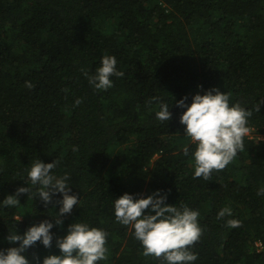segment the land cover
I'll use <instances>...</instances> for the list:
<instances>
[{"label":"trees","instance_id":"trees-1","mask_svg":"<svg viewBox=\"0 0 264 264\" xmlns=\"http://www.w3.org/2000/svg\"><path fill=\"white\" fill-rule=\"evenodd\" d=\"M105 55L124 75L97 90L88 77ZM213 87L252 113L249 129L264 131V0H0V249L17 246L9 233L48 220L52 247L37 242L24 253L35 264L34 254H59L56 238L76 222L106 233L97 264H165L143 255L114 215L120 195L160 190L165 203L199 212L191 264H264L256 245L264 246V140L246 135L223 170L193 176L195 144L176 101ZM160 103L167 122L156 118ZM37 159L57 161L51 175L67 173L79 199L60 225L61 194L47 205L34 197L27 170ZM18 187L30 191L5 207ZM224 207L232 215L218 219ZM229 219L240 226L227 227Z\"/></svg>","mask_w":264,"mask_h":264},{"label":"clouds","instance_id":"clouds-1","mask_svg":"<svg viewBox=\"0 0 264 264\" xmlns=\"http://www.w3.org/2000/svg\"><path fill=\"white\" fill-rule=\"evenodd\" d=\"M116 63L115 56H103L95 74L88 77L89 83L97 90L112 87L110 77L124 75L116 70ZM25 86L29 89L34 87L29 81L25 82ZM186 99L182 97L176 101V105L184 109L179 116V122L184 126V135L195 144L191 154L194 161L193 176L209 180L214 170H223L234 160L238 151L244 150L243 138L250 131L247 123L252 113L239 103L230 105L229 94L214 87L205 90L203 94H193L190 103L186 104ZM80 103V99L74 101L76 105ZM156 118L166 122L171 119L167 104L160 103ZM184 154L188 155L187 148H184ZM57 163H44L37 159L27 170V176L32 185L39 186L34 197H39L45 205L51 202L56 193L61 194L62 198L56 201L60 205L58 215L54 218L55 223L60 225L61 217L71 214L73 207L79 205V199L76 194H69L71 187L66 183L69 179L67 173L60 178L51 175ZM29 191V187H18L14 194L3 199V205L18 206V197ZM257 195H264V188L259 189ZM166 198V194H161L160 190L135 199L133 195L124 193L114 199L115 220L124 226H131L135 239L142 245L143 255L162 258L165 264H191L197 256L189 248L202 234L198 224L199 212L185 205L177 208L174 204L165 203ZM226 215H232L229 207L222 208L217 218ZM226 226L239 227L240 221L229 219ZM52 227V222L44 220L29 226L23 234L9 233L5 239L9 243L18 244L0 249V264H30L24 253L37 242L45 248L52 247ZM105 244L106 233L102 229L74 222L68 225L66 235L56 238L58 255H46L41 261L34 254L33 260L35 264H97L106 259Z\"/></svg>","mask_w":264,"mask_h":264},{"label":"built area","instance_id":"built-area-1","mask_svg":"<svg viewBox=\"0 0 264 264\" xmlns=\"http://www.w3.org/2000/svg\"><path fill=\"white\" fill-rule=\"evenodd\" d=\"M263 129H264V126H263ZM247 136H249V137H257L260 140H264V131H262L260 133H255L254 129H250V131H249ZM256 245H257L259 250L264 248V246H263L261 241H256Z\"/></svg>","mask_w":264,"mask_h":264}]
</instances>
